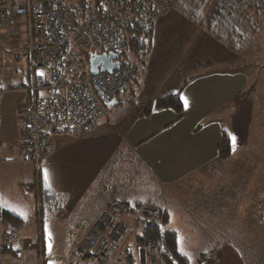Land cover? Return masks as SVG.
<instances>
[{"label":"crops","instance_id":"obj_1","mask_svg":"<svg viewBox=\"0 0 264 264\" xmlns=\"http://www.w3.org/2000/svg\"><path fill=\"white\" fill-rule=\"evenodd\" d=\"M165 23L174 25L173 39L162 29ZM153 26L149 54L143 60H129L138 75L121 103L112 104L89 133L54 139L43 158L39 191L36 174L32 178L33 166L18 151V118L28 94L25 89L0 88V208L23 220L16 228L0 224V231L18 232L0 264H85L75 249L77 242L101 210L117 202L136 210L115 221L127 229L115 239L117 249L130 252L135 264H150L142 247L128 237L131 220L137 219L142 207L159 208L168 219L167 229L177 232L178 239L189 238L193 229L188 225L199 223L197 239H210L212 248H204L199 255H208L205 264H245L240 256L248 259L251 247L257 256L254 264L259 263L264 246V197L243 202V211L233 218L228 200L207 187L212 177L215 182L218 176L223 178L228 166L233 173L234 160L251 158L259 146L264 148V81L259 84L252 76V69L264 70V63L251 65L243 56L246 48L229 49L205 24H195L176 8L154 18ZM180 91L181 120L168 109L145 115L149 103L167 92ZM225 136L230 155L222 158L219 146ZM257 171L264 175V167ZM191 174L197 176V184L202 180L207 185L197 187V193L203 190V201L200 196L195 203L186 199L192 188ZM31 178L29 192L35 194V207L22 199L20 190ZM42 193L56 204L45 200L40 204ZM212 201L208 207L206 203ZM234 222L241 227L228 226ZM213 223L225 225L221 230ZM254 223L258 226L249 225ZM114 228L101 226L99 233L111 237ZM251 238L258 240L256 250L254 242L248 241ZM215 240L224 243L216 245Z\"/></svg>","mask_w":264,"mask_h":264},{"label":"built area","instance_id":"obj_2","mask_svg":"<svg viewBox=\"0 0 264 264\" xmlns=\"http://www.w3.org/2000/svg\"><path fill=\"white\" fill-rule=\"evenodd\" d=\"M178 0H0V46L25 56L31 75L28 101L18 118V151L36 171L59 135L82 136L92 131L105 112L133 84L138 69L122 54L130 46L127 20L154 19ZM116 54L121 66L113 73H91L94 55ZM44 73L43 76L40 73ZM127 216V206H106L85 229L76 251L85 264H135L129 253L117 254L116 238L127 229L115 225ZM162 211L142 207L131 220L138 238L148 222L159 220ZM115 227L111 237L99 233ZM18 239L14 229L0 231V259ZM160 248V249H159ZM151 264H164L161 247L144 245ZM43 254L42 248L37 250Z\"/></svg>","mask_w":264,"mask_h":264},{"label":"trees","instance_id":"obj_3","mask_svg":"<svg viewBox=\"0 0 264 264\" xmlns=\"http://www.w3.org/2000/svg\"><path fill=\"white\" fill-rule=\"evenodd\" d=\"M180 3V11L184 15L195 23H199L202 20L207 30L233 51H239L248 46L253 34L256 32L254 24L257 21V14L264 10V0H180ZM204 14L206 15L205 21L203 20ZM127 29L131 42L129 48L123 52L122 56L127 60H131L130 56L135 57L133 60H143L149 54L153 42V19L145 17L129 18L127 20ZM26 67V80L21 77V82L18 85H11V89L26 90L29 87L31 75L29 67ZM124 94L119 98V104ZM167 109L174 111L178 120L183 118L181 91L167 92L161 95L155 101L149 103L145 110V115H149L153 111ZM219 147L222 158L229 157L230 142L228 137H223ZM35 189L39 191V183L37 181ZM38 199L40 204H42V200L47 201L48 204H56L53 201L55 199L46 193H42V199L41 196ZM130 211L135 212L136 210L127 206V214ZM0 224L16 228L23 224V220L0 208ZM167 225L168 219L162 213L159 220L148 222L144 225V231L137 238L136 243L139 246L160 245L161 258L164 264H191L188 257L182 255L179 250L178 233L168 230ZM207 256L206 254L201 255L196 264H205Z\"/></svg>","mask_w":264,"mask_h":264},{"label":"rangeland","instance_id":"obj_4","mask_svg":"<svg viewBox=\"0 0 264 264\" xmlns=\"http://www.w3.org/2000/svg\"><path fill=\"white\" fill-rule=\"evenodd\" d=\"M179 3H180V0H178V2L174 6L169 8L168 10H170L172 8H176V9H178V11H180L179 10L180 4L182 2L180 4ZM163 13L164 12L157 14L156 17L162 15ZM205 17H206V15L203 17V19H205ZM255 17H256V15H255ZM257 17H258V19H257ZM257 17H256L257 21L256 22L254 21L255 22L254 27L256 28V32L253 34V38L251 39V42L248 44L247 47H245L246 51L243 53L244 58L250 59L251 65H254L256 63H259L261 65V63H264V10H262L261 13L257 14ZM186 18L191 20L187 16H186ZM253 20H254V18H253ZM202 22L203 21L201 20L199 23H195V24H201ZM202 25H203V23H202ZM163 27H165L166 29L165 28H162V29L164 31H166V33L167 32L169 33L168 39H173L174 35H173V32L171 30L174 27V25L172 23H165ZM129 58H131V60H133V58H135V57L130 56ZM26 66H28V62L25 60V56L21 53V51L14 49V48H9L7 46H0V88H10L11 85L18 83V81L20 83L21 81L19 80V78L21 79V77L24 78V80H26V68H27ZM252 74H253L252 76H254V75L256 76L255 78L257 81H259V84L264 81V70H261V71L255 70L254 71V69H252ZM252 146H254L255 150L257 149L256 143L253 144ZM263 155H264V148H261L259 146L258 151L256 150V156H252L251 158L243 159V160L242 159L234 160L233 166H231V168L234 170L233 173L230 172V166H228L226 174L224 175L223 178L221 176H218V181L215 182L213 180L214 178L212 177L211 184H208L207 188L209 189L211 187V192L213 193V195H215L217 193L218 197L223 198L224 201L228 200V203L233 208L232 209L233 210V218H237L236 214L240 213V211H243V209H241V207H242L241 204L243 202H247V201H251V200H257L259 197H264V189L260 188V186H263V188H264V185H263L264 184V175L259 174L257 171L258 168L264 167L262 165V164H264ZM28 166L32 167L33 165L28 164ZM218 167H220V165L215 166V168H218ZM247 169L250 170L248 173H246ZM32 170H33L32 178H34V177L36 178V176L34 175V174H36L34 166L32 167ZM28 177H29V175H28ZM32 178L30 180H28L27 182L25 181L24 182L25 184L21 185L20 190L22 192V194H21L22 199L29 202L30 204H33L35 207V205H36L35 194L33 192H29L30 187L32 186V184H31ZM33 181H34V179H33ZM196 184H197V176L195 174H191L189 185L192 188H191V190L188 189V197L189 198L186 197V199H189L192 201L194 200V203L197 201V197H199V196L201 198V201L205 200L204 195L202 194L203 190H201L200 192L197 193V187L203 188L204 186H207L206 183H204L202 180H199L198 184L197 185ZM254 185H256V187ZM215 186H218V188ZM212 188H213V190H215V188H216V191H212ZM260 189H262V190H260ZM230 200H232V201H230ZM212 203H213V201L209 202V203L207 202L206 204L208 205V207H211ZM245 204L246 203H243V206ZM138 217H139V215H138ZM125 218H127V216ZM240 224L241 223H239V222H234V223H229L228 226L229 227L233 226V227L237 228V227H241ZM204 225H205L204 227L209 228V224H204ZM213 225H215L216 227L219 226V229L222 230V228L225 224L213 223ZM249 225L250 226H254V225L256 226L257 225L258 226L257 223L249 224ZM188 226L192 227L193 232L190 231V234L188 235V236H190L189 238H187V237L186 238L185 237L179 238V248H180L179 250L181 252V248H183V252L187 253V256L186 255L185 256L186 257H188V256L192 257V259L190 260L191 264H196V262L198 261V259L200 257L199 255L202 252V250L204 248H206V249H212V248H210L211 247L210 239H205V240L197 239V235H198L197 234V228L199 226H201L199 223L189 224ZM172 227H174V224H172ZM130 230L131 231L134 230V226L132 224H130ZM128 237H130L134 241L137 240L136 238L131 237L129 235H128ZM55 241H57V239H55ZM221 241L222 240H215V244L216 245L221 244L223 242V241L222 242ZM248 241L250 243L254 242V244L256 246V242L258 240L256 238L255 239L251 238ZM223 243L221 245H223ZM231 245H232V247H235L236 242L234 244L231 243ZM125 246H128V245H125ZM141 247L143 249V246H141ZM250 249H252V247ZM250 249H249L250 252H249L248 259H245L244 256H240L241 259L244 260L245 264H250V261L252 262L251 264H254L255 259L257 257L256 254L254 253V251H251ZM256 249H257V246L254 248V250H256ZM124 253L125 254L129 253L131 255V253L126 251V250H124V252H123V249L122 250L117 249V254L119 256H125ZM141 253L143 256H146V257L149 255V254H147L148 252L143 253V251H142ZM181 254H182V252H181ZM182 255H184V254H182ZM39 256H41V255H39ZM217 257L220 258L219 256H217ZM217 262H218V264H225V262H223V261H221V262L217 261ZM150 264H151V262H150ZM258 264H264V246H263L262 250L260 249V257H259V263Z\"/></svg>","mask_w":264,"mask_h":264},{"label":"water","instance_id":"obj_5","mask_svg":"<svg viewBox=\"0 0 264 264\" xmlns=\"http://www.w3.org/2000/svg\"><path fill=\"white\" fill-rule=\"evenodd\" d=\"M117 59L116 54L107 55H94L90 59L91 73L98 75L100 73H113L114 70H118L121 66L120 62H114ZM116 102L113 103V105Z\"/></svg>","mask_w":264,"mask_h":264},{"label":"snow or ice","instance_id":"obj_6","mask_svg":"<svg viewBox=\"0 0 264 264\" xmlns=\"http://www.w3.org/2000/svg\"><path fill=\"white\" fill-rule=\"evenodd\" d=\"M40 75L43 76L44 73L41 72ZM185 104H187V101H185ZM45 178L47 179V173H45ZM20 215L26 217V213H24V212H21ZM49 237H51V233H49ZM48 249H49V253L51 254V249H52V245H51V243H49V245H48ZM181 252H182V254H184V255L187 256V253H184V252H183V248H181ZM188 259L191 260L192 257H191V256H188Z\"/></svg>","mask_w":264,"mask_h":264}]
</instances>
